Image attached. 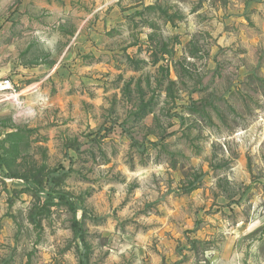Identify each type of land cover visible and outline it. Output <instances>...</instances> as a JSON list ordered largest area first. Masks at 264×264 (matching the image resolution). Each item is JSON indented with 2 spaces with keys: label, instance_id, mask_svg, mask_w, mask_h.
<instances>
[{
  "label": "rangeland",
  "instance_id": "obj_1",
  "mask_svg": "<svg viewBox=\"0 0 264 264\" xmlns=\"http://www.w3.org/2000/svg\"><path fill=\"white\" fill-rule=\"evenodd\" d=\"M1 32L0 264H264V0H0Z\"/></svg>",
  "mask_w": 264,
  "mask_h": 264
},
{
  "label": "built area",
  "instance_id": "obj_2",
  "mask_svg": "<svg viewBox=\"0 0 264 264\" xmlns=\"http://www.w3.org/2000/svg\"><path fill=\"white\" fill-rule=\"evenodd\" d=\"M20 98L21 94L12 79H0V102L12 101L20 104Z\"/></svg>",
  "mask_w": 264,
  "mask_h": 264
},
{
  "label": "trees",
  "instance_id": "obj_3",
  "mask_svg": "<svg viewBox=\"0 0 264 264\" xmlns=\"http://www.w3.org/2000/svg\"><path fill=\"white\" fill-rule=\"evenodd\" d=\"M59 197L62 199L70 200V198L68 196H59ZM73 228H74V231H75L77 237L80 238L82 241H84V232H83L82 225L79 222V220L75 219L74 224H73ZM81 263L85 264L84 258H82Z\"/></svg>",
  "mask_w": 264,
  "mask_h": 264
},
{
  "label": "crops",
  "instance_id": "obj_4",
  "mask_svg": "<svg viewBox=\"0 0 264 264\" xmlns=\"http://www.w3.org/2000/svg\"><path fill=\"white\" fill-rule=\"evenodd\" d=\"M16 21H17V20H16ZM18 21H20V20H18ZM16 23H17V22H16ZM16 23H15V24H16ZM2 33H3V32L0 33V38L2 37ZM5 70H6V69H4L3 71H5ZM1 71H2V70L0 69V72H1ZM2 78H10V77L6 76V77H2ZM2 78H0V79H2ZM10 79H12V78H10Z\"/></svg>",
  "mask_w": 264,
  "mask_h": 264
}]
</instances>
